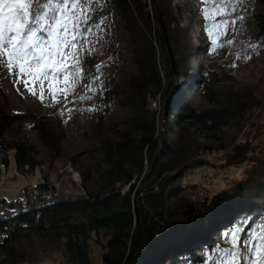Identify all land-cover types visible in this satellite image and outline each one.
Segmentation results:
<instances>
[{
    "label": "trees",
    "instance_id": "16d2710c",
    "mask_svg": "<svg viewBox=\"0 0 264 264\" xmlns=\"http://www.w3.org/2000/svg\"><path fill=\"white\" fill-rule=\"evenodd\" d=\"M175 1L109 0L121 16L132 61L138 68L127 86L115 90L126 111V124L114 137H104L96 185L90 189L88 183L94 176L83 174L82 198L46 202L56 187L45 179L21 200L25 201L23 211H17L15 202L2 199L0 264H35L39 256L26 255L17 246L34 234L42 237L51 253L62 248L67 264H93V245L101 250L100 264H136L149 248L156 255L152 263L164 257L155 264H173L181 249L206 243L210 235L216 239L221 231L229 234L242 227V237L250 238L264 227V154L252 157L243 179L231 188L205 197L199 204L185 200V187L179 183L204 164L203 154L227 148L222 139L200 141L197 131L215 136L226 127L233 128L240 146L229 153L227 163L243 165L252 152L243 140L248 115L262 101L251 88L237 86L230 68L194 63L200 48L194 44L189 27L178 20ZM223 2L228 4L229 0ZM221 6V0L205 3L208 14ZM225 8L230 15L226 27H238L239 33L245 36L247 32L253 36L251 41L264 46V0H246V4L245 0H231V6ZM162 23L175 55V68ZM252 46L237 43L229 63L243 64L253 53ZM180 77L187 81L175 90ZM196 94L203 96L207 106H196ZM152 101L159 109L152 108ZM166 102L165 121L174 125L169 138L161 134ZM28 119L26 114L0 109V165L8 167L14 153L19 169H27L28 164L35 168V148L8 138L9 131ZM33 128L53 161L64 158L59 126L35 118ZM140 184L141 192L135 198ZM29 198L42 204L29 207ZM178 199L185 201L183 205L174 204ZM173 215H177L175 219ZM139 221L144 242L137 232ZM101 232L108 234L104 246L99 240ZM224 243L228 246V238ZM248 257L255 264V254ZM240 264H244L242 257Z\"/></svg>",
    "mask_w": 264,
    "mask_h": 264
},
{
    "label": "rangeland",
    "instance_id": "374dc122",
    "mask_svg": "<svg viewBox=\"0 0 264 264\" xmlns=\"http://www.w3.org/2000/svg\"><path fill=\"white\" fill-rule=\"evenodd\" d=\"M86 7L87 24L81 26L82 35L86 39H72L69 36V45L75 43V49L70 46H49L51 55L46 71L33 67L30 70L31 75L21 76L17 74L18 69L15 66L12 70L0 66V109L26 114L29 118L9 131L8 138L35 148V168H30L28 164L27 169H19L14 153L11 154L8 167L0 165V214L5 211L2 199L9 203L15 202L17 211H23L25 201L21 200H25L26 194L33 193L32 190L45 179L48 184L56 187V193L53 197L46 198V202L82 198L83 174L88 173L92 178L94 176L88 183L90 189L96 185V170L101 162L104 137H114L116 130L126 124V111L121 108L117 96L115 97V90L127 86L138 72L132 61L130 42L123 31L121 16L112 9L109 0H88ZM175 9L181 25L189 27L194 44L200 48V52L194 56V63L197 66L207 63L230 68L238 82L237 86L251 88L262 101L248 115L247 132L243 140L248 142L252 152L243 165L232 166L227 163L229 153L240 146L233 128L226 127L215 136L197 131L196 136L200 141L222 139L227 146L224 152L203 154L201 159L204 164L192 170L179 183L185 187V200L199 204L205 197L227 190L236 180L243 179L244 173L252 164V157L264 154V46L251 41L253 36L247 32L245 36L239 33L238 27H226L223 22L230 15L224 6L216 7L208 14L204 0H176ZM85 27L89 31L83 32ZM237 43L253 45V53L243 64L236 61L229 63V55ZM56 53H62L63 56ZM182 81L187 80L180 77L175 90ZM194 100L198 107L207 106V101L200 94H196ZM167 103L164 104L165 108L162 106L165 115ZM151 104L153 109H159V104L155 101ZM35 118H42L47 123L59 126L64 158L53 161L50 150L43 145L38 131L33 128ZM173 127L172 122L167 124L164 119L162 136L169 138ZM140 192L141 184L135 198ZM29 201V207L42 204L41 201L35 202L30 198ZM183 202L185 201L178 199L174 204L183 205ZM173 216L172 219H175L177 215ZM139 225L140 221L136 227L142 241ZM226 234V231H221L216 239L210 235L206 243L181 249L173 264H222L224 253L218 248L226 250L231 247L229 243L228 246L224 243L226 238L228 241L231 239ZM107 236V232L100 234L99 240L103 246ZM17 246L26 255L39 256L35 264H67L66 252L58 247L51 253L48 244L44 243L40 235L34 234L30 239L23 238ZM92 249L93 264H100L101 250L94 245ZM154 254V250L149 248L148 253L136 264L164 261V257H161L152 263ZM250 254L251 252L243 251L241 257L244 264H252L251 257H248Z\"/></svg>",
    "mask_w": 264,
    "mask_h": 264
},
{
    "label": "snow or ice",
    "instance_id": "6c2138e0",
    "mask_svg": "<svg viewBox=\"0 0 264 264\" xmlns=\"http://www.w3.org/2000/svg\"><path fill=\"white\" fill-rule=\"evenodd\" d=\"M87 3L88 0H0V66L9 70L15 66L21 76L31 75L33 67L46 71L51 55L49 46L75 49V43L69 45V36L86 39L81 26L87 24ZM221 4L230 7L231 0L228 4L221 0ZM223 24L227 25L228 21ZM87 31L89 29L83 28V32ZM56 55L63 56L62 53ZM242 232L243 228L237 227L226 234L231 236L228 241L231 247L222 250V264H240L242 250L255 254V264H264V227L248 240H243Z\"/></svg>",
    "mask_w": 264,
    "mask_h": 264
},
{
    "label": "water",
    "instance_id": "95a60500",
    "mask_svg": "<svg viewBox=\"0 0 264 264\" xmlns=\"http://www.w3.org/2000/svg\"><path fill=\"white\" fill-rule=\"evenodd\" d=\"M162 28H163V33H164L165 40H166V43H167L168 52H169V56H170V59H171V64H172L173 68H175L176 67L175 55H174L172 47L170 45V40H169L167 29H166V26L164 25V23H162ZM167 119H168V114L166 112L165 120H167ZM135 214H136L137 219L139 220L138 209H137L136 205H135Z\"/></svg>",
    "mask_w": 264,
    "mask_h": 264
},
{
    "label": "built area",
    "instance_id": "2783aa9c",
    "mask_svg": "<svg viewBox=\"0 0 264 264\" xmlns=\"http://www.w3.org/2000/svg\"><path fill=\"white\" fill-rule=\"evenodd\" d=\"M156 102V101H155ZM156 104H158L157 102H156ZM152 105V104H151ZM56 192H54V194H55Z\"/></svg>",
    "mask_w": 264,
    "mask_h": 264
}]
</instances>
